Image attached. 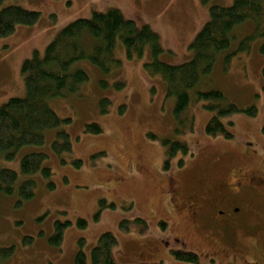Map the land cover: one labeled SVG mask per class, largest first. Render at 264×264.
<instances>
[{
	"label": "rangeland",
	"instance_id": "1",
	"mask_svg": "<svg viewBox=\"0 0 264 264\" xmlns=\"http://www.w3.org/2000/svg\"><path fill=\"white\" fill-rule=\"evenodd\" d=\"M233 2L11 0L8 4L40 12V19L33 25H18L13 34L0 38V108L13 97L26 96L24 61L36 51L43 56L58 33L77 19L119 9L126 19L149 25L159 34L164 49L161 61L180 65L195 57L191 44L210 19L209 7L230 6ZM254 31L253 20L235 28L230 47L218 54L211 72L201 76L191 91L188 110L179 118L174 115L175 98L167 96L166 81L146 67L154 60L151 47L142 57L130 58L118 39V62L109 71L87 59L77 61L74 68H82L88 74L79 93L49 100L57 115L69 122L46 129L42 144L24 145L12 159L0 155V170L9 168L19 174L15 192L0 193V250L15 247L12 256L0 257V264H75L79 241L85 240L83 250L90 257L105 232H112L118 239L114 250L117 264H151L139 256L150 247L162 250L151 256L161 257L158 264H194L173 258L169 238L174 234H180L186 242L180 248L195 250L199 264H248L247 261L261 260L264 197L255 203L251 227L239 228L231 238L232 244L226 246L228 243L223 244L210 230L202 229L167 194L174 184L185 194L198 189L202 170L208 168L212 187L228 180L238 168L259 177L264 175V36L256 38L249 50L240 49L242 40ZM92 42L87 38L86 48L90 49ZM198 90H220L228 103L242 109L255 106L258 112L255 116L244 112L223 116L232 136L209 135L206 126L213 112L205 107L207 101L196 98ZM105 99L109 103L104 112ZM92 123L100 125L102 132H87L86 125ZM60 130L71 136V152H54L52 144ZM164 140L186 142L190 150L188 154L178 151L167 163ZM38 152L48 155L45 165L53 171L51 178L40 171L22 172V158ZM181 159L183 166L178 165ZM76 160L81 161L79 166L75 165ZM27 179L36 181L35 195L20 204L19 186ZM50 182L54 188L49 187ZM101 200L114 207H103ZM80 218L87 220L85 228L78 226ZM137 218L144 219L148 229H143ZM122 220L130 221V230L120 228ZM57 221L71 223L65 229L61 246L49 241ZM260 223L263 225L258 228ZM28 237L33 238L31 243L25 242ZM213 252L221 261L207 260Z\"/></svg>",
	"mask_w": 264,
	"mask_h": 264
},
{
	"label": "trees",
	"instance_id": "2",
	"mask_svg": "<svg viewBox=\"0 0 264 264\" xmlns=\"http://www.w3.org/2000/svg\"><path fill=\"white\" fill-rule=\"evenodd\" d=\"M9 1L11 0H0V38L13 34L18 25H33L40 19V12L28 10L18 4H8ZM210 1L201 0L203 4H209ZM209 11L210 19L191 44L195 57L180 65L161 61L159 57L164 49L159 34L149 25H139L134 20L126 19L119 9L94 12L91 18H80L68 24L48 44L43 56L36 51L33 57L24 61L22 73L26 82V96L13 97L0 108V155L12 159L24 145L42 144L45 141L46 129L58 127L62 122H69V119L63 120L57 115L49 100L79 93L82 84L88 80V74L82 68H74L77 61L87 59L104 71H109L118 62L115 58L118 39L124 43L130 58L142 57L148 46L151 47L154 60L147 63L146 67L150 73L160 74L166 81L167 96L175 98L174 115L177 118L181 117L191 104L192 89L198 85L203 74L211 72L218 54L230 47L234 30L238 25L248 20L255 22V31L242 40L240 49L249 50L256 38L264 36V0H234L230 6L211 5ZM87 38L93 41L90 49L85 45ZM261 50L264 52V45ZM120 84L119 87L122 85ZM196 98L207 101L205 107L213 112L206 126V132L212 136L218 134L232 136L222 121L223 116L236 112L255 116L258 112L255 106L242 109L236 104L228 103L220 90H198ZM107 103H109L107 99L102 102L104 112ZM86 131L99 134L102 128L92 123L86 125ZM151 137L155 136L151 134ZM163 144L166 147L167 163L178 151L188 154L190 150L186 142L164 140ZM52 148L57 154L71 152L73 142L70 134L65 130L58 131ZM47 158L48 155L43 152L25 155L21 160L22 172L36 174L40 171L44 177L51 178L53 171L45 165ZM74 163L79 166L81 161L76 160ZM178 165L183 166L184 160L181 159ZM18 177V172L13 169H1L0 193L13 194ZM170 185L172 187L173 183ZM54 186V183L50 182L49 187ZM35 189L34 179L24 180L19 186V203L33 198ZM167 194L172 199L173 192ZM100 204L103 207H114L113 203L107 205L106 200H101ZM99 216L100 214H97L96 218ZM136 222L142 225L143 229H148L144 219L137 218ZM69 224L71 223L60 221L55 223V233L49 239L52 245H62L64 232ZM77 224L85 228L88 222L80 218ZM160 224L165 228L164 222ZM130 227L129 220L120 222L122 230L128 231ZM32 240V237H28L25 242L31 243ZM84 244L85 240L81 239L80 248L75 255V264H117L114 250L118 245V239L112 232H105L99 237L90 257L83 250ZM14 252V246L3 248L0 250V257H10ZM170 253L178 261L199 264V255L194 251L170 249Z\"/></svg>",
	"mask_w": 264,
	"mask_h": 264
},
{
	"label": "flooded vegetation",
	"instance_id": "3",
	"mask_svg": "<svg viewBox=\"0 0 264 264\" xmlns=\"http://www.w3.org/2000/svg\"><path fill=\"white\" fill-rule=\"evenodd\" d=\"M208 170L209 168L202 170L198 189L185 194L176 185L172 188L173 197L176 200L175 202L181 204L184 211L188 213L192 220L198 222L202 229L210 230L209 232L220 239L223 244L228 243L225 244L226 246L231 245V238L239 228L251 227V219L256 212L255 203L258 199L264 197V175L259 177L251 174L248 170L238 168L231 172L228 180L212 187L209 184ZM176 203L174 204L177 205ZM258 225V228H260L263 223ZM169 239L172 243L170 244L172 245L171 250L182 249L180 247L186 245L180 234H174ZM147 250L143 251L141 256L147 260L149 259L148 262L158 264L162 261L161 257H151L156 252L161 254L162 250L156 247H150ZM207 260L221 261L217 253L214 252L210 257H207ZM247 263L264 264V254L258 262L251 263L247 261Z\"/></svg>",
	"mask_w": 264,
	"mask_h": 264
}]
</instances>
